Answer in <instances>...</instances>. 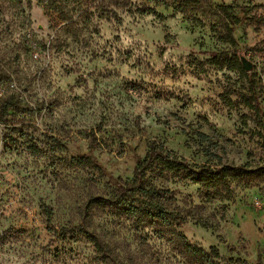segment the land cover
Instances as JSON below:
<instances>
[{
    "label": "rangeland",
    "instance_id": "obj_1",
    "mask_svg": "<svg viewBox=\"0 0 264 264\" xmlns=\"http://www.w3.org/2000/svg\"><path fill=\"white\" fill-rule=\"evenodd\" d=\"M11 99L0 264H264V0H0V109ZM145 141L194 170L226 168L230 193L156 167L163 216L111 204Z\"/></svg>",
    "mask_w": 264,
    "mask_h": 264
},
{
    "label": "trees",
    "instance_id": "obj_2",
    "mask_svg": "<svg viewBox=\"0 0 264 264\" xmlns=\"http://www.w3.org/2000/svg\"><path fill=\"white\" fill-rule=\"evenodd\" d=\"M234 31L235 30L230 29V32ZM229 65L240 70L241 72H244L245 70L242 65L241 58L239 60L238 57L231 59L229 61ZM223 98L225 103L231 108L236 107L238 104L232 101L230 94H226V96ZM241 100V103L251 110H257L260 112L258 99L255 96L250 98L243 96ZM16 106L17 105L14 99L7 101L0 109V120L3 118V115H8L10 111L16 110ZM198 137L201 139V142L207 141V136L202 133H198ZM145 146L147 148L146 156L144 159H138L132 181L118 183L115 195L110 201L111 204L116 206L125 205L130 199H133L135 202H143L147 208L156 211L159 216H163L164 212L162 203L159 201L160 191L151 184L148 176L149 173H151L156 167H161L163 171L169 172H189V176L198 178L197 183L205 186L208 189L216 190L217 194H222V192L230 193L228 182L230 171H228L226 168L223 167L221 169H212L209 166L202 165L198 170H194L186 160L168 152L167 149H165V147L159 144L157 141H145ZM204 153L206 157L221 162V157L213 153L210 149H204ZM78 160L84 165L96 163L94 155H90L86 152L81 153ZM130 210L137 212L139 209L133 208ZM44 211L45 214L51 218V210L44 207ZM178 220H180L182 223H185V219L178 217ZM80 231L89 238V240L95 245L99 252L102 254H107V248L97 234L90 232L85 227H81ZM182 248L187 253L196 257H200L204 254L200 249L192 247L186 243L182 244ZM213 252L216 251L214 250Z\"/></svg>",
    "mask_w": 264,
    "mask_h": 264
},
{
    "label": "water",
    "instance_id": "obj_3",
    "mask_svg": "<svg viewBox=\"0 0 264 264\" xmlns=\"http://www.w3.org/2000/svg\"><path fill=\"white\" fill-rule=\"evenodd\" d=\"M241 62H242V65H243L244 69L247 72H251L253 66H252V64L245 57H242L241 58Z\"/></svg>",
    "mask_w": 264,
    "mask_h": 264
}]
</instances>
